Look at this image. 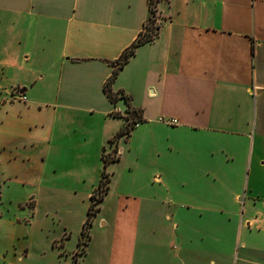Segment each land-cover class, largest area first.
<instances>
[{
    "label": "crops",
    "instance_id": "crops-1",
    "mask_svg": "<svg viewBox=\"0 0 264 264\" xmlns=\"http://www.w3.org/2000/svg\"><path fill=\"white\" fill-rule=\"evenodd\" d=\"M149 15L150 0H0V182L34 186L35 218L44 186L91 198L116 147L160 176L119 208L108 264L154 247L157 264H264V0H158L157 34L112 81L143 118L116 138L127 102L104 85ZM70 232L34 264H70ZM20 247L8 264H28Z\"/></svg>",
    "mask_w": 264,
    "mask_h": 264
},
{
    "label": "rangeland",
    "instance_id": "rangeland-1",
    "mask_svg": "<svg viewBox=\"0 0 264 264\" xmlns=\"http://www.w3.org/2000/svg\"><path fill=\"white\" fill-rule=\"evenodd\" d=\"M134 158L135 153L131 155V159L134 160ZM106 171L110 177L109 188L104 195L105 199L108 198L107 202L104 203V198L103 200L83 198L74 193H50L44 186L40 195L39 216L35 218L32 214L34 208L31 205L34 200L32 194L37 195L34 186L29 182L23 183L11 179L0 182V264H8L5 257L20 246L29 248L31 254L28 264H34L40 256H43L42 246L49 244V238L53 233L62 235L64 232L69 234L70 231L75 235L67 239L70 264H78V257L81 260L79 264H108L109 247L114 236L115 219L119 208L127 205L129 200L127 195L149 197L150 194L158 193L154 175L160 176V173L156 170L151 174V171L146 170L141 162L131 167L118 159L110 160L106 165ZM149 181H151L150 184ZM150 206L157 207V203L151 202ZM90 209L92 214H89ZM47 210L52 214L48 215ZM56 210L59 212L55 213ZM89 216L87 228L90 237L88 240L91 239V243L87 255L83 254L82 243L78 245L80 250L75 260L70 253L73 249L71 247L77 249L79 238L77 236L81 235L84 223ZM102 220H106L107 224H103ZM153 221L155 224H150L147 228H155L158 231L159 223L157 220ZM159 238L160 235L157 232V234L152 233L148 240L150 239L153 245H158ZM154 248L149 264H157V260L153 257L155 252L157 254V248ZM103 253L104 256H102Z\"/></svg>",
    "mask_w": 264,
    "mask_h": 264
},
{
    "label": "trees",
    "instance_id": "trees-1",
    "mask_svg": "<svg viewBox=\"0 0 264 264\" xmlns=\"http://www.w3.org/2000/svg\"><path fill=\"white\" fill-rule=\"evenodd\" d=\"M157 2L158 0H156L155 2L150 0V15L144 25V29L140 32V34L138 35L136 40L132 43V45L128 47L126 50H124L121 56L115 61L116 69L113 72L112 76L108 79V81L104 85V90L112 102H116L119 98H123L127 102V117H126L127 122L118 131V133L115 136L116 138L121 137L123 135H129L132 129H134L135 124L141 122L143 119L142 109L132 106L130 103V97L126 95L123 91H114L112 89V81L117 76L118 70H120L130 59V57L134 55L136 49L140 45L152 40L157 34L159 28V24L157 23L156 20ZM112 143H114L113 140ZM116 152H117L116 147L110 153L104 152V169L102 171V177L98 184V187L96 188V190H94V193L91 198H97L98 200H103L105 193L108 191L110 177L106 171V165L110 160L117 159L118 155ZM89 214H92L91 209L89 211ZM89 220H90V216L88 217L87 221L84 223L81 232L82 240L80 241V244L82 243L83 246L86 245L88 239L90 238L88 233L89 230L87 228L88 226L87 224Z\"/></svg>",
    "mask_w": 264,
    "mask_h": 264
},
{
    "label": "built area",
    "instance_id": "built-area-1",
    "mask_svg": "<svg viewBox=\"0 0 264 264\" xmlns=\"http://www.w3.org/2000/svg\"><path fill=\"white\" fill-rule=\"evenodd\" d=\"M167 123H177L178 121L175 118H172L171 120H167ZM138 123H136L135 125H137Z\"/></svg>",
    "mask_w": 264,
    "mask_h": 264
}]
</instances>
